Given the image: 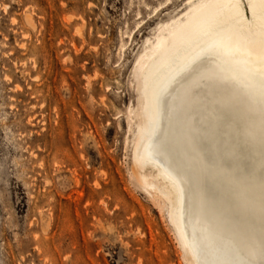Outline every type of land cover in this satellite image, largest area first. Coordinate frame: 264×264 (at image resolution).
<instances>
[{
    "label": "rangeland",
    "instance_id": "obj_1",
    "mask_svg": "<svg viewBox=\"0 0 264 264\" xmlns=\"http://www.w3.org/2000/svg\"><path fill=\"white\" fill-rule=\"evenodd\" d=\"M188 7L0 0V264H186L128 123L144 41Z\"/></svg>",
    "mask_w": 264,
    "mask_h": 264
},
{
    "label": "bare ground",
    "instance_id": "obj_2",
    "mask_svg": "<svg viewBox=\"0 0 264 264\" xmlns=\"http://www.w3.org/2000/svg\"><path fill=\"white\" fill-rule=\"evenodd\" d=\"M188 1L135 60L129 178L167 210L186 264L258 262L264 0Z\"/></svg>",
    "mask_w": 264,
    "mask_h": 264
},
{
    "label": "snow or ice",
    "instance_id": "obj_3",
    "mask_svg": "<svg viewBox=\"0 0 264 264\" xmlns=\"http://www.w3.org/2000/svg\"><path fill=\"white\" fill-rule=\"evenodd\" d=\"M261 186H262V194H264V175H262L261 177ZM250 255L255 256L256 253L252 252L250 253ZM259 256H260V259L258 262L255 260H248V261H240L239 264H264V243H262L261 245Z\"/></svg>",
    "mask_w": 264,
    "mask_h": 264
}]
</instances>
